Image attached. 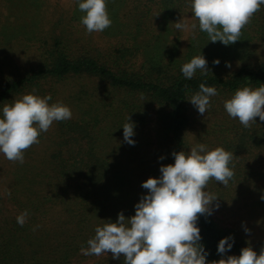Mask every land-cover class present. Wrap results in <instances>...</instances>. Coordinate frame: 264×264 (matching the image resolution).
<instances>
[{
	"label": "trees",
	"instance_id": "trees-1",
	"mask_svg": "<svg viewBox=\"0 0 264 264\" xmlns=\"http://www.w3.org/2000/svg\"><path fill=\"white\" fill-rule=\"evenodd\" d=\"M31 1L39 10L45 4L43 0ZM4 5L0 0V14ZM74 5L72 18L81 20L85 13L76 0ZM107 10L112 23L103 31L109 37L104 52L72 47L66 30L60 34L45 28L35 32L37 22L33 21L28 40L39 43L37 63L0 77V108L23 94L35 93L41 97L50 94V104L72 103L81 110L76 119L58 121L57 138L47 154L23 163L17 161L10 187L1 188L0 183V264H124L123 254L113 259L112 253L85 256L80 251L88 247L96 227L116 221L121 211L126 217L134 215L135 205L146 194L130 188L132 181L125 172L113 171L110 153L100 152L101 143L106 147L108 137L116 139L123 134L128 113L135 125L141 111L147 113L154 104L159 162L174 163L172 152L186 151V132L192 119L188 99L199 90L200 83L231 94L244 86L264 84V59L254 64L251 53L264 47V5L242 28L239 40L228 46L210 42L207 33L200 31L191 13V0H107ZM186 14L192 16L196 28L181 48L174 24ZM43 22L50 24L47 16ZM16 35L14 32L10 38ZM199 55L206 57L210 71L207 75L197 71L192 79H185L182 65ZM217 58L219 65L213 63ZM71 78H86L93 87L82 84L66 98L60 89L51 87ZM48 82L51 86L46 89L44 84ZM108 88L146 98L144 109L142 103L117 95L103 97L100 89L107 92ZM259 175L257 186L262 196L264 159ZM247 178L240 174L229 182ZM207 185L221 187L214 179ZM25 210L29 215L20 226L16 217ZM197 223L208 264H219L224 256H238L242 248L252 247L213 214H200ZM225 236H232L234 245L221 255L217 246Z\"/></svg>",
	"mask_w": 264,
	"mask_h": 264
},
{
	"label": "clouds",
	"instance_id": "clouds-1",
	"mask_svg": "<svg viewBox=\"0 0 264 264\" xmlns=\"http://www.w3.org/2000/svg\"><path fill=\"white\" fill-rule=\"evenodd\" d=\"M76 2L85 13L81 23L88 33L103 32L111 26L107 0ZM261 5L264 0H191V13L210 42L219 41L228 46L239 40L242 28ZM175 28L183 32L195 29L196 24L189 26L180 19ZM207 63L204 55L195 56L182 65L181 72L189 80L197 71L207 75L210 71ZM213 63L219 65L220 60L217 58ZM217 95L216 87L202 82L188 100L204 115L211 107L210 98ZM51 100L50 94L41 97L29 93L0 108V153L6 159L23 163L24 151L39 143L40 133L48 131L53 122L72 118L70 107L62 102L50 104ZM224 108L245 127L250 121H256V117L264 121V84L257 88H238L224 102ZM122 127L124 141L134 145L135 125L130 117ZM172 156L174 163L162 164L159 176L149 177L142 183L147 193L135 205V214L126 217L121 211L116 221L109 220L103 227H96L95 236L87 241V248H81V254L100 256L111 252L113 259L123 254L124 264H208L198 216L211 215L213 202L218 198L206 191L210 179L226 187L233 178L232 154L223 147L210 150L200 143L191 146L189 151H173ZM261 199L264 200V195ZM219 207L217 202L215 208ZM28 215L27 210L19 214L17 223L23 226ZM233 245L234 238L225 236L218 242L217 253L224 255ZM219 264H264V248L258 254L254 248L244 247L238 256L226 255Z\"/></svg>",
	"mask_w": 264,
	"mask_h": 264
},
{
	"label": "rangeland",
	"instance_id": "rangeland-1",
	"mask_svg": "<svg viewBox=\"0 0 264 264\" xmlns=\"http://www.w3.org/2000/svg\"><path fill=\"white\" fill-rule=\"evenodd\" d=\"M43 1L45 4L39 10L31 0H4L5 8L0 14V77L5 76L4 73L10 72V70L18 72L37 63L39 57L36 51L39 43L35 40H28L30 25L33 21L37 22L35 32L45 28L47 31L52 29V31L60 34L66 30L64 34L69 37L72 47L77 49L86 51V49L92 48L91 51L96 54L107 49L109 37L104 32L88 33L80 19L72 18L74 16L72 14L75 6L74 0ZM55 7H57L56 10ZM54 11L55 13L52 15ZM46 16L47 22L50 21V24L43 22ZM180 19L187 21L189 26L193 24V18L190 14L184 15ZM192 30L189 28V30L181 32L174 29V35L180 34L181 48L186 46ZM14 32L17 35L10 38ZM242 49L245 54L248 53L246 49ZM251 53L254 64L264 59L263 46ZM82 84H89L90 88L93 87L91 85L93 82H89L86 78L81 80L71 78L64 82L55 83L53 86L48 82L44 84V87L46 89H49L50 86L58 88L63 94L62 97L66 98L71 92L81 88ZM111 89L108 88L107 92L100 89V92L103 97L117 95L118 98H125L129 102L142 103L144 109L146 98L126 92H113ZM232 95L218 91L217 96L210 98L211 107L204 115H200L192 105V119L186 132V151H189L191 146L203 143L210 150L223 147L232 154L230 166L234 171L233 178L240 174L242 177L248 178L246 181L238 179L234 183L229 182L226 187L222 183L221 187L218 188L207 185L206 191L210 195L218 196L217 201L213 202L212 214L221 225L233 228L235 233L247 240L259 254L260 250L264 248V200H261V188H258L260 185L257 186L261 180L259 175L261 174V160L264 159V121H260L259 117H256V121H250L249 126L245 127L238 118L230 117L224 108V102L230 99ZM68 107L73 109L72 119L81 115V110L75 104L69 103ZM155 109L156 105L153 104L147 113L141 111L139 122L137 121L135 124L133 139L136 143L134 145L125 142L122 134L116 139L108 137V146L105 147L101 143L99 147L100 152L110 153L108 157L114 164L113 171L125 172L132 181L130 188L141 194L147 193V190L142 188V183L149 177L160 175L161 162H159L156 139L158 124ZM129 117L131 115L128 113L127 118ZM58 130V122H53L48 131L40 133L39 143L33 144V147L24 151V161L47 154L54 147L53 143L57 138ZM17 164V161H9L0 153L1 188L10 187L12 173ZM217 202L220 204L218 209L215 208ZM245 229L249 231L246 232ZM110 253L103 254L107 256Z\"/></svg>",
	"mask_w": 264,
	"mask_h": 264
}]
</instances>
